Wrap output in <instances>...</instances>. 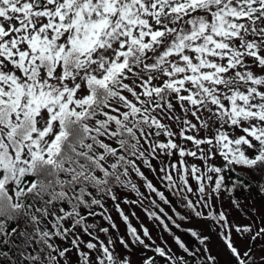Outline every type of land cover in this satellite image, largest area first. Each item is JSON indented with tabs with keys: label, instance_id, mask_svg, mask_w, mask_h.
Returning a JSON list of instances; mask_svg holds the SVG:
<instances>
[{
	"label": "snow or ice",
	"instance_id": "snow-or-ice-1",
	"mask_svg": "<svg viewBox=\"0 0 264 264\" xmlns=\"http://www.w3.org/2000/svg\"><path fill=\"white\" fill-rule=\"evenodd\" d=\"M145 200L189 240L147 208L176 250L138 231ZM254 229L264 0H0V264H220L214 239L246 264Z\"/></svg>",
	"mask_w": 264,
	"mask_h": 264
},
{
	"label": "rangeland",
	"instance_id": "rangeland-1",
	"mask_svg": "<svg viewBox=\"0 0 264 264\" xmlns=\"http://www.w3.org/2000/svg\"><path fill=\"white\" fill-rule=\"evenodd\" d=\"M154 163H156L154 161ZM146 175H148L149 179L153 180V183L156 184L158 188H160L162 191L164 190L163 187L158 183V181L153 177L152 173L148 172L145 169ZM259 179V177H254L253 180ZM139 184H142L143 182L137 181ZM141 191L145 192L146 195H148L145 188L141 187ZM253 197L256 201L257 207L260 206V198L255 195V189L252 190ZM168 195V198L172 201V205H164L161 201L157 199V203L165 208V212L172 216L174 220H176L177 223L181 224L182 228L185 227H200V228H206V225L200 223L197 221L196 224H192L191 222H182L178 219V217L175 216L173 212V207H175V210L180 212L182 215H187V212L185 209L179 206L177 200L175 197L169 195L167 192L165 193ZM122 196H127L129 200H135L137 197L134 193H121ZM155 198V197H153ZM110 214L112 215L113 219L117 223L119 227V232L113 233V238H115L116 235H125L126 238H129L126 233V225L123 221V219L120 217L119 213L114 208L111 201L108 202L107 205ZM121 207L123 208L126 215L129 216L130 221L134 227L138 229V231H142V228L146 227L148 228L149 232L151 233L153 239L156 241V244L162 245L163 242L167 241V244L173 248V250H176V246L173 242L172 236L167 232L163 225L156 219L149 218V216L145 213L144 209L147 208L150 211H156L158 215H160L162 218H164L165 223L168 224V227L171 229L172 233H174L177 236H180L185 241L189 240V237L184 234L181 230L176 229L170 221H168L165 217H163L162 213L158 212V209L153 208L148 200H145L143 202V205L139 204H121ZM135 213L133 216L132 214ZM233 216L236 217L239 221V223L246 224L249 221L246 219H240V214L238 212H233ZM101 224L104 226H107V223L105 221H100ZM255 229L253 230L252 234H245L243 237L240 236H234L235 244L238 247L240 253H241V259H244L246 261V264H264V237H258L255 240L251 239V235H254ZM101 238H103V234H101ZM119 250V247H118ZM213 253L216 254L219 258L220 264H237V260L227 251V249L224 247V245L217 239H214L213 244ZM244 253H248L247 256L244 255ZM151 255L152 253H148Z\"/></svg>",
	"mask_w": 264,
	"mask_h": 264
},
{
	"label": "trees",
	"instance_id": "trees-1",
	"mask_svg": "<svg viewBox=\"0 0 264 264\" xmlns=\"http://www.w3.org/2000/svg\"><path fill=\"white\" fill-rule=\"evenodd\" d=\"M254 178V177H253ZM245 179H247V177H245ZM255 188H253L252 190H254Z\"/></svg>",
	"mask_w": 264,
	"mask_h": 264
}]
</instances>
